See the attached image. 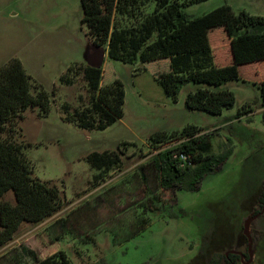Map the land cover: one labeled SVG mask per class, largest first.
I'll return each instance as SVG.
<instances>
[{
    "label": "rangeland",
    "instance_id": "374dc122",
    "mask_svg": "<svg viewBox=\"0 0 264 264\" xmlns=\"http://www.w3.org/2000/svg\"><path fill=\"white\" fill-rule=\"evenodd\" d=\"M221 5L234 13L243 10L264 17V0H205L184 11L191 18ZM153 7L149 2L116 11L112 22L118 29L134 27ZM81 17L80 0H0V66L12 57L22 59L26 67L32 57L49 58L51 63L38 75L44 88L54 92L49 125L37 120V108H28L14 135L25 145L34 176L56 184L65 199L48 221L23 223L14 238L0 246V264H33L34 253L42 258L57 248L73 264H94L99 258L109 264H207L213 251L237 254L230 264H264V203H259L264 192V107L257 87L264 78V61L239 67L246 82L229 80L218 87L230 90L235 103L212 115L185 107L188 93L208 85L188 82L173 96L162 83L168 76L165 70L139 59L124 63L106 57V76L120 80L118 90L113 83L104 89L109 107L119 111L118 119L103 130L78 129L63 124L59 115L73 118V112L91 106L85 65H71L65 73L68 83L58 75L59 57L77 46L81 29L87 32ZM211 40L215 43L213 33ZM243 104L248 105L247 113L226 119ZM190 124L212 134L213 153L229 147L232 152L197 190H161L150 159L179 140L153 143L149 136L157 131L169 135ZM91 150L119 156L98 180L83 156ZM13 198L10 190L3 196ZM59 219L61 224L51 225Z\"/></svg>",
    "mask_w": 264,
    "mask_h": 264
},
{
    "label": "trees",
    "instance_id": "16d2710c",
    "mask_svg": "<svg viewBox=\"0 0 264 264\" xmlns=\"http://www.w3.org/2000/svg\"><path fill=\"white\" fill-rule=\"evenodd\" d=\"M202 1L205 0H80L81 23L86 25V34L94 46L107 44L109 58L124 63L139 59L143 65L165 70L168 76L162 83L173 96L188 82L215 86L214 90L206 86L188 93L185 107L219 115L234 106L235 96L230 90L218 87L229 80L246 82L240 78L239 67L264 61V17L243 10L234 13L228 5L188 17L184 8ZM149 2L154 3L153 10L138 25L115 27L112 20L116 11L138 9ZM212 33L215 43L211 40ZM82 71L93 95L91 106L73 112V118L65 115L62 119L81 129L103 130L119 116L117 109L109 107L112 105L104 89L113 83L118 90L120 80L115 75L107 77L104 66L85 65ZM65 73L59 81L68 83ZM257 87L260 105L264 107V78ZM53 95V90L47 91L25 71L19 58L12 57L0 66V246L13 239L23 223L41 222L62 207L60 189L51 181L34 176L24 153L25 145L14 135L17 123L28 108H37L41 117L48 115ZM246 106L243 104L236 114L226 119L241 117L248 111ZM261 121L264 124V110ZM202 131L190 124L169 135L157 131L149 136L153 143L170 138L179 140L158 150L150 159L159 189L194 191L206 176L221 170L232 150L229 147L213 153L212 134ZM84 159L97 171L94 178L99 179L118 163L119 156L110 151H93ZM9 190L13 192V201L3 199ZM259 203H264V192ZM33 257V264H73L62 250L42 258L34 253ZM233 257L239 256L213 251L207 264H230ZM94 264L109 263L99 258Z\"/></svg>",
    "mask_w": 264,
    "mask_h": 264
},
{
    "label": "crops",
    "instance_id": "0c3cea01",
    "mask_svg": "<svg viewBox=\"0 0 264 264\" xmlns=\"http://www.w3.org/2000/svg\"><path fill=\"white\" fill-rule=\"evenodd\" d=\"M82 10V8H81ZM81 19V18H80ZM81 21V20H80ZM81 35L79 37V42L77 44V46L74 47V49L72 51H70L67 56H62L63 58L59 57V63L62 66V71H60L61 73L58 75L59 77L66 72L67 68L71 65H73L74 63H83L84 65H90V64H95L99 57H100V52L99 50L93 48V44L90 41L88 35L86 34L85 31H83L81 29ZM108 57L107 55V48L104 49V53H103V57H102V67L105 66V64L108 62V60H106ZM68 58V59H67ZM67 59V60H66ZM66 60V61H65ZM25 71L32 76V78H34L36 81H38V83H40L43 87L46 88L45 85H43V83L40 81V79L38 78V75L40 74V72L44 69L46 64H51L49 61V58H46L45 60H43L42 58H34L32 57L31 59H28V67L25 66V64L23 63V60L20 59ZM58 77V80H59ZM74 85V84H73ZM72 86V85H71ZM52 109V108H51ZM51 112V110H50ZM50 112L48 113V115L50 114ZM48 115L46 116H42V117H38L37 120H41V123L45 124V125H49V123H46V119L48 117ZM61 122L63 124H73L76 128L80 129L79 127H77L73 122H69V121H65L62 119V117L59 115ZM48 128H50V126H48ZM87 130V129H84ZM105 150V149H104ZM93 151H97V150H91V151H87L85 154H83L84 158L87 154L93 152ZM99 152V151H97ZM102 152V151H101ZM93 171H96L94 169H92ZM63 199V198H62ZM65 202V199L63 200V204ZM62 204V206H63ZM62 208V207H61ZM60 208V209H61ZM59 210H57L56 212H54L52 215H50L49 217H47L46 219H44L43 221L46 222L48 221L51 217H53V215H55L56 213H58ZM76 211L72 212L75 213ZM63 219V218H61ZM61 219L55 221L53 224H51L52 226L54 224H57ZM41 221V222H43ZM41 222H38L36 224H39ZM61 224V222H59ZM66 232L65 230L60 228V233ZM64 235V233H63ZM58 236H55V238H57ZM64 236H62L61 238H63ZM14 238V237H13ZM57 248V247H56ZM62 249H58L56 251H60ZM54 251V252H56ZM63 251V250H62ZM53 253V252H52ZM51 253V254H52ZM50 255V254H48ZM47 256V255H46Z\"/></svg>",
    "mask_w": 264,
    "mask_h": 264
},
{
    "label": "water",
    "instance_id": "95a60500",
    "mask_svg": "<svg viewBox=\"0 0 264 264\" xmlns=\"http://www.w3.org/2000/svg\"><path fill=\"white\" fill-rule=\"evenodd\" d=\"M93 48L99 50L100 57H99L98 61L95 64H90L89 66H92V67H100L101 66V63H102V57H103L104 49L103 48H100V47H97V46H94V45H93ZM245 233H247V225L245 226ZM225 255H228V254L225 253Z\"/></svg>",
    "mask_w": 264,
    "mask_h": 264
}]
</instances>
